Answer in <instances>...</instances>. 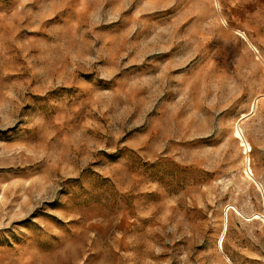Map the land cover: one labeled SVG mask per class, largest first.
<instances>
[{
	"label": "rangeland",
	"instance_id": "rangeland-1",
	"mask_svg": "<svg viewBox=\"0 0 264 264\" xmlns=\"http://www.w3.org/2000/svg\"><path fill=\"white\" fill-rule=\"evenodd\" d=\"M0 264H264V0H0Z\"/></svg>",
	"mask_w": 264,
	"mask_h": 264
}]
</instances>
